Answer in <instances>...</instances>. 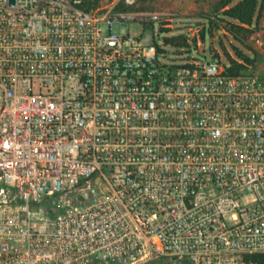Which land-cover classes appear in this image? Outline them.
<instances>
[{
    "label": "built area",
    "instance_id": "built-area-1",
    "mask_svg": "<svg viewBox=\"0 0 264 264\" xmlns=\"http://www.w3.org/2000/svg\"><path fill=\"white\" fill-rule=\"evenodd\" d=\"M163 15L0 0V264H264V2L248 63Z\"/></svg>",
    "mask_w": 264,
    "mask_h": 264
},
{
    "label": "rangeland",
    "instance_id": "rangeland-1",
    "mask_svg": "<svg viewBox=\"0 0 264 264\" xmlns=\"http://www.w3.org/2000/svg\"><path fill=\"white\" fill-rule=\"evenodd\" d=\"M114 0H101L99 5H104ZM137 8L144 11H155L164 13L160 21L153 25L145 24L143 27V40L146 43H155L156 45L164 47L166 58L172 61L183 60V52L194 54L190 48L176 47L166 45L163 43L164 37H178L186 35L190 36V41L194 48L197 50L198 55L208 57V51L212 52L217 49L221 52H230L232 49L237 48L243 51L240 45L233 37H231L224 29V21L230 20L222 15V11L234 5L238 0H231L225 7L220 8L223 2L227 0H135ZM262 3L264 0H260ZM259 1V2H260ZM223 20V22L221 21ZM212 23V27L209 26ZM127 26L131 33H137L138 28L132 25L131 21L127 22ZM227 26V25H226ZM124 26L113 27V31H124ZM200 39V46L196 45L197 37ZM245 44H247L245 40ZM181 48H184L183 50ZM221 49V50H220ZM245 55V54H244ZM178 56V57H176ZM223 63H227L225 58H222Z\"/></svg>",
    "mask_w": 264,
    "mask_h": 264
},
{
    "label": "trees",
    "instance_id": "trees-1",
    "mask_svg": "<svg viewBox=\"0 0 264 264\" xmlns=\"http://www.w3.org/2000/svg\"><path fill=\"white\" fill-rule=\"evenodd\" d=\"M82 5L87 9L96 8L99 6L101 0H81ZM260 0H238L234 5L225 8L231 0L223 2L220 8H225L222 11V15L230 20V22L224 21L225 25L223 29L233 37L244 49L252 50L249 46L245 44L246 33L248 32L245 28L240 25H248L251 23L252 18L257 10ZM223 22V20H221ZM236 22L237 24L233 23ZM227 25V26H226ZM209 26L212 27V23H209ZM164 44H168L176 47H186L187 42L185 37H171L163 39ZM160 51V48H157ZM236 56L243 59V62H250V59L242 53L241 50L234 48ZM256 56V55H255ZM242 64H238L234 61H231V66L229 68V73L237 74L241 69H243Z\"/></svg>",
    "mask_w": 264,
    "mask_h": 264
},
{
    "label": "water",
    "instance_id": "water-1",
    "mask_svg": "<svg viewBox=\"0 0 264 264\" xmlns=\"http://www.w3.org/2000/svg\"><path fill=\"white\" fill-rule=\"evenodd\" d=\"M10 2L12 3V0H10Z\"/></svg>",
    "mask_w": 264,
    "mask_h": 264
}]
</instances>
